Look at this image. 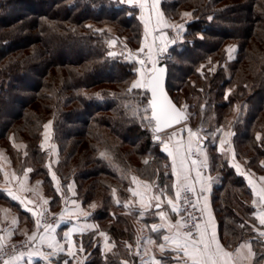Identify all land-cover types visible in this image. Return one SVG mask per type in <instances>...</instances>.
Returning <instances> with one entry per match:
<instances>
[{"label": "trees", "instance_id": "obj_1", "mask_svg": "<svg viewBox=\"0 0 264 264\" xmlns=\"http://www.w3.org/2000/svg\"><path fill=\"white\" fill-rule=\"evenodd\" d=\"M161 9L178 21L192 14L162 61L173 100L206 127L212 206L219 235L233 248L254 234V194L216 135L235 116L234 157L264 173V0H161ZM142 44L139 9L125 0H0V147L42 181L51 211L61 210L60 189L69 192L72 181L85 208L97 202L91 219L115 247L104 253L98 232L87 234L86 264H117L128 256L124 244L136 222L154 220L130 207L137 182L171 192L177 181L169 166L181 139L154 143L141 117V90L129 91ZM229 45L237 50L231 59ZM143 99L149 102L148 90ZM47 131L57 153L44 143Z\"/></svg>", "mask_w": 264, "mask_h": 264}, {"label": "crops", "instance_id": "obj_2", "mask_svg": "<svg viewBox=\"0 0 264 264\" xmlns=\"http://www.w3.org/2000/svg\"><path fill=\"white\" fill-rule=\"evenodd\" d=\"M202 144L203 142L201 146ZM16 149L25 152L26 146L23 144L22 150L16 145ZM200 152L204 158L201 165L187 164L188 154L184 150H178L175 154L173 168L177 170L176 176L181 171V158L184 159V174H188L187 170L191 169L187 180L183 179L182 174L180 180L177 178L178 182L174 181L175 188L177 185L180 186L183 180L195 189L203 214L200 231L206 230L210 236L214 230L217 241L225 251L231 253V258L220 257V264H264V224L260 222L264 219V211L261 209L264 204V198L261 196V193H264V173L251 174L252 177L245 176L254 194L255 213L252 224L254 234L250 240L247 239L233 248H228L219 235V226L212 206L214 177L209 171L207 150L202 146ZM18 165H15L8 152L0 147V245L5 247L14 239L36 236V239L31 241L34 249L29 248L7 258L12 260V264H86L92 249H87L82 239L93 231L98 232L97 243L101 244L104 253L114 249V242L91 219V213L98 204L95 207L85 208L76 197L74 181L68 186L69 192L60 189L63 207L59 212H55L56 220L50 225L51 230L45 232L41 228L37 229L36 221H40L42 210H51V198L46 195L42 181L32 180L31 170L21 171ZM198 170L201 173L200 177L196 175ZM55 182L59 187L57 176ZM133 192L134 199L130 207L139 212L140 219L151 215L154 220L150 223L141 220L136 222L135 236L124 244L128 256L119 260L117 264H155L157 260L162 264H178V261L179 264H191L190 260L184 257L182 249L171 241L166 242L163 239L164 236L175 237L177 233H180L182 238L185 233L181 212L174 213L168 203L172 200L179 207L176 193L172 195L157 184L144 182H137ZM153 225L157 227V231L152 230ZM50 244L54 247H49ZM161 244L164 245L163 250L160 248ZM39 249L43 251L44 256H40ZM260 252L263 255L261 257Z\"/></svg>", "mask_w": 264, "mask_h": 264}, {"label": "rangeland", "instance_id": "obj_3", "mask_svg": "<svg viewBox=\"0 0 264 264\" xmlns=\"http://www.w3.org/2000/svg\"><path fill=\"white\" fill-rule=\"evenodd\" d=\"M125 1L129 5L139 9L140 19H141V23L143 27V44L141 47V49L143 48V51H140L141 50L140 49L134 53V57L139 63L138 76L136 79L138 80L141 77V72L146 73L144 65H141L139 61L143 60L144 58H147L151 62L156 61L158 63V62H162L164 58L169 57L171 47L174 46L176 43L182 41V34L186 31V26L191 21L192 16H183L181 21L171 19L169 16H166L164 12L162 11L161 0H158V2L157 0H132L131 3H129L128 0H125ZM141 5H143V7H141ZM158 21H161V22H158ZM176 25H184V29L178 32L177 28L174 27ZM173 41H175V43H173ZM149 48H151V54H149ZM161 48H166V51L161 52L160 51ZM230 48L235 49V51L229 52V58L231 59L235 56L237 50L232 45H229L228 49ZM139 90H141V93H140V96H141L145 92V90H148V88H142ZM182 109H184L186 112L188 111L185 108H182ZM235 118H236L235 116L229 118L228 124L223 129L218 131V134L216 135L217 141H218V147L224 154L229 155L232 165L235 166V168L239 172H241L242 175L247 176V177H252V175H258L247 168L246 161L239 160L234 157L235 155L233 154L231 141H232V136L234 134L232 131V126L235 121ZM205 128L206 127L203 124L199 126H195L190 121V118H189V121H187L186 123H183L179 126H176L172 129L167 130L166 132H170V134L166 138L169 139V137H171V139L169 140L172 143V145L174 144L175 139L183 140V141L180 140L179 142V148H180L179 150L181 151L184 150L185 153L188 154L187 164H189L194 160L196 161V159L193 157V153L200 154V156L202 155L200 152V149L202 147L201 143L203 142V138L201 135L204 134V132L206 131ZM48 129L50 130V128ZM189 129H191V131L193 133H196L197 135L190 137V134L188 131ZM50 138H51V131H47L46 139L44 143L46 147L53 148L55 153H57L56 147L55 145L52 144V141L50 140ZM190 141H191V146L189 148ZM221 141H223V143H221ZM15 143L19 148L23 150V144L17 143V142ZM56 157L58 158L57 155ZM197 163L201 165L202 161L200 162L197 161ZM173 166H175V160H173L171 163V166H169V170L171 174H173ZM18 167L20 169V165H18ZM245 170H247V172H249L250 174L246 173ZM174 181H173V188L171 187L172 191L169 192L165 190L167 193L169 192L172 195L176 193ZM188 184L192 187L190 183ZM152 185H155V184H152ZM44 191H46L45 187H44ZM178 204H179V200H178ZM94 205H97V202H95ZM42 211L43 213L40 218V223H41L40 228L43 231L44 225H52L55 222L56 218L54 215L55 212L51 211L50 209L49 211H47V209L42 210ZM28 238L29 237L17 238V239L12 240L9 244H7L4 247V249L5 251L7 250L8 254L4 256L0 264H3V261L6 260L11 255H14L19 252H23L25 250H28L29 248H33L34 246L32 245L31 241H29ZM88 241H89L88 238L83 237L82 242L85 247H87L86 243H88ZM38 251H39L40 256L42 257L43 251H41L40 249Z\"/></svg>", "mask_w": 264, "mask_h": 264}, {"label": "snow or ice", "instance_id": "obj_4", "mask_svg": "<svg viewBox=\"0 0 264 264\" xmlns=\"http://www.w3.org/2000/svg\"><path fill=\"white\" fill-rule=\"evenodd\" d=\"M129 3L132 2V0H128ZM158 2V0H157ZM143 7V5H141ZM191 13H184V16H191ZM211 20L212 17H209ZM161 22V21H158ZM177 28V31H182L184 29V25H176L174 26ZM203 39V36L200 37ZM175 43V41H173ZM143 51V48L140 50ZM161 52L166 51V48H161ZM229 52L235 51L234 48L228 49ZM149 54H151V48H149ZM109 55H112V53H109ZM141 65H144V61H139ZM156 61H152V68L147 72H141L140 79L136 80L132 83L131 88L132 89H142V88H148L151 90L152 98L150 101V106L152 110V114L150 118L148 119L149 124H152L153 121L155 122V127L153 128V132L157 135L155 136V139H160L159 133L165 128L170 127L173 123H178L180 119L182 118L181 112L177 111L176 107L171 103V101L167 98L166 94L164 93L163 89V78L165 74V67H156ZM45 129H48L50 127V123L44 126ZM190 137L196 136V133H193L191 129L188 130ZM259 138V137H258ZM171 139V137H169ZM163 142V141H161ZM223 143V141H221ZM191 146V141L189 142V148ZM164 151L168 152L170 156L173 155L171 151H169L168 145L164 144ZM104 155L103 153L101 154ZM175 159V157H174ZM147 163V161L145 162ZM192 165H196L197 161H192ZM180 172L177 173V178L180 180L181 175L183 174V179H188V174H190L191 169L187 170L188 174L185 173L184 169V159L181 158L180 163ZM30 171V169H29ZM173 171L176 172V168H173ZM197 177L201 176L200 171L198 170L196 173ZM55 179V176H53ZM115 191V190H113ZM192 191L194 192L195 189L193 188ZM203 191V189H202ZM262 198H264V193H261ZM15 199V197H13ZM181 194L180 191L176 192V199L180 200ZM186 203H191L190 200H188L187 197H185ZM168 203L171 205L172 211L174 213H178L180 211L177 204L173 203L172 200H169ZM95 207V205H92ZM127 207V205H125ZM158 206V205H157ZM194 207V205H193ZM42 215V214H41ZM143 215V213H141ZM261 224H264V219H261ZM36 227L39 229L41 227V223L39 220L36 221ZM197 229H199V224L196 225ZM51 230L50 225H44V231L47 232ZM153 231H157V227L155 225L152 226ZM103 235V233H101ZM67 235V234H66ZM29 241H33L36 239L35 235L30 236ZM163 239L167 241H171L172 243L176 244L180 249L183 250V255L188 260H190L191 264H220V257L225 258H231V253L225 251L221 244L217 241L216 233L213 230L211 235L209 236L207 231H200L198 234V238L193 237V234L191 230H188L183 234V237L181 238L180 233H177L175 237H169L164 236ZM151 242V241H150ZM49 247H54V245L50 244ZM243 247V245H242ZM160 248L163 250L164 245L161 244ZM82 250V249H81ZM251 251V249H249ZM6 254L4 246L0 245V255ZM3 264H12L11 259H7L3 261ZM155 264H162L161 261L157 260L155 261ZM179 264V261H178Z\"/></svg>", "mask_w": 264, "mask_h": 264}, {"label": "built area", "instance_id": "obj_5", "mask_svg": "<svg viewBox=\"0 0 264 264\" xmlns=\"http://www.w3.org/2000/svg\"><path fill=\"white\" fill-rule=\"evenodd\" d=\"M143 61L144 67L146 70V73L152 68V62L144 58ZM140 108H141V117L145 122V130L149 131L152 136V141L156 144H161L164 142L166 137L170 134V132H160L158 135L160 139H155L156 133L153 132L154 124H149L148 122V115H149V102H145L143 99V94L141 95V101H140ZM201 135V134H200ZM172 136V135H171ZM203 138V134L201 135ZM173 137V136H172ZM163 141V142H161ZM193 157L196 159V161L200 162L202 161V158L200 154L193 153ZM192 187L186 183L185 181H181V187H180V194L181 198L179 200L180 205V211H181V222L183 225L184 232H187L188 230H191L193 237L198 238V234L201 229V224L203 222V214H202V206L201 202L199 201V198L196 194V192L192 191ZM185 197L188 198V200L191 201V203L185 202ZM194 205V207H193ZM261 209L264 211V204L261 206ZM48 218V217H46ZM199 224V229H197L196 225ZM12 251V250H10ZM6 254H8L7 250L5 251ZM6 254L0 255V262L4 258Z\"/></svg>", "mask_w": 264, "mask_h": 264}, {"label": "water", "instance_id": "obj_6", "mask_svg": "<svg viewBox=\"0 0 264 264\" xmlns=\"http://www.w3.org/2000/svg\"><path fill=\"white\" fill-rule=\"evenodd\" d=\"M156 67L159 68V67H165L166 71H165V74H164V78H163V89H164V93L166 94L167 98L171 101V103L176 107L177 111L181 112L182 114V118L180 119V121L178 123H173L170 127H165L161 132H164V131H167L169 129H172L176 126H179L183 123H186L187 121H189V115L188 113L182 109L180 106H178V104L173 100L172 96L170 95L169 91H168V87H167V84H168V77H169V70L166 66V63L165 62H158L156 64ZM148 93H149V105H150V101H151V98H152V93H151V90L148 89ZM150 110H151V106H150ZM152 114V110H151V113L150 115ZM154 127H155V122H154Z\"/></svg>", "mask_w": 264, "mask_h": 264}]
</instances>
